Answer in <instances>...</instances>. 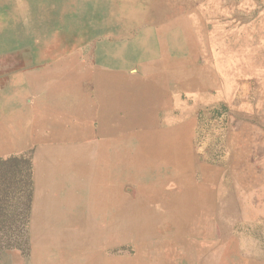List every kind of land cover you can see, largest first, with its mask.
I'll return each instance as SVG.
<instances>
[{
    "label": "rangeland",
    "instance_id": "1",
    "mask_svg": "<svg viewBox=\"0 0 264 264\" xmlns=\"http://www.w3.org/2000/svg\"><path fill=\"white\" fill-rule=\"evenodd\" d=\"M48 1L0 0V98L24 146L0 157V264H264V0L137 5L144 60L106 73L121 106L105 119L110 168L90 151L87 166L59 173L55 210H32L35 86L55 48L83 55L66 73L79 95L95 71L91 40L65 38L43 15Z\"/></svg>",
    "mask_w": 264,
    "mask_h": 264
},
{
    "label": "crops",
    "instance_id": "2",
    "mask_svg": "<svg viewBox=\"0 0 264 264\" xmlns=\"http://www.w3.org/2000/svg\"><path fill=\"white\" fill-rule=\"evenodd\" d=\"M153 4L148 0H49L43 6L46 8L43 15H48L47 21L57 23L58 30L65 33V38L91 40L90 54L95 71L90 82L91 92L88 96L79 95L72 86L80 81L66 78V73L82 70L83 55L73 59L71 56L78 53V48H55L54 61L44 68L50 72V77L40 80L35 86V90L38 89L41 94L39 113L27 124L34 144L36 195L32 201V210H55L50 206V198L51 192L57 189L56 183L61 179L59 173L75 170L83 163L87 166L91 159L90 151H96L99 166L110 168V154L115 150L110 141L115 132L112 135L108 132L105 119L117 118L121 106L119 82L106 77V73L126 72L144 60V57L136 56L138 48L134 11L137 5L145 8ZM133 14L131 24L130 15ZM160 33V37L167 40L177 37L170 30H162ZM110 38L119 39L110 41ZM165 49L169 50L166 45L162 51ZM7 100L6 95H1L0 157L24 150L19 139L13 137L15 115L10 113ZM20 107H24V99ZM21 118L16 114L17 127L22 132L24 122ZM102 173V176H107ZM101 206L98 210H111L110 203L104 202ZM112 210H115L114 204Z\"/></svg>",
    "mask_w": 264,
    "mask_h": 264
},
{
    "label": "bare ground",
    "instance_id": "3",
    "mask_svg": "<svg viewBox=\"0 0 264 264\" xmlns=\"http://www.w3.org/2000/svg\"><path fill=\"white\" fill-rule=\"evenodd\" d=\"M198 256V255H197Z\"/></svg>",
    "mask_w": 264,
    "mask_h": 264
}]
</instances>
